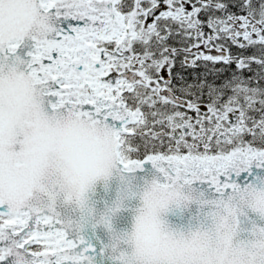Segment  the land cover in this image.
<instances>
[{"label":"snow or ice","instance_id":"6c2138e0","mask_svg":"<svg viewBox=\"0 0 264 264\" xmlns=\"http://www.w3.org/2000/svg\"><path fill=\"white\" fill-rule=\"evenodd\" d=\"M36 19L41 30L29 32ZM5 64L20 66L50 110L111 129L129 172L151 163L221 198L261 185L264 0H0ZM242 244L228 264H264V241ZM95 252L55 207L5 203L0 171V264L21 253L42 258L33 264H94Z\"/></svg>","mask_w":264,"mask_h":264},{"label":"clouds","instance_id":"9594fccd","mask_svg":"<svg viewBox=\"0 0 264 264\" xmlns=\"http://www.w3.org/2000/svg\"><path fill=\"white\" fill-rule=\"evenodd\" d=\"M31 7L37 17L43 15L39 4ZM33 30H41L38 19L28 27L29 32ZM0 79L5 92L9 84L19 82L18 93L28 101L18 120L0 129V148L20 153L11 165L6 163L3 172L5 203L12 207L19 203L55 207L61 213V209H68L72 215L65 216V223L77 233L89 226L109 230L107 252L112 257L123 252L119 264H228L243 257L245 240L238 239L245 231L241 217L248 218L252 212L264 220V184L241 190L231 198L215 199L197 193L192 184L170 182L160 175L140 187L127 175L134 172L122 167V151L111 129L50 110L19 65L5 64ZM17 163L21 166L15 167ZM113 180L119 182L115 199L98 211L93 202L97 182L103 181L108 191ZM137 198L141 203L132 209V230L117 232L113 218ZM194 204L198 206L195 224L185 229L169 223V213L182 216ZM261 229L264 226L255 223L247 229L253 243L264 241ZM40 259L23 253L14 256L16 264H33Z\"/></svg>","mask_w":264,"mask_h":264},{"label":"water","instance_id":"95a60500","mask_svg":"<svg viewBox=\"0 0 264 264\" xmlns=\"http://www.w3.org/2000/svg\"><path fill=\"white\" fill-rule=\"evenodd\" d=\"M27 103L28 101L26 97H24L22 94L18 92H5L3 98L0 99V129H2L6 123L11 125L14 121L18 120L23 115L27 107ZM16 147L18 146H14V148ZM19 154L20 153L15 150L6 153L2 148H0V171H2V178L6 163L11 165L13 158ZM20 166L21 165L19 163L15 165V167ZM127 175L134 178V183L136 185L143 187L145 181H150L160 174L151 163H145L142 169L136 170L134 173ZM256 175L259 177L257 183L264 184V176H260L259 173H256ZM118 183V180H113L111 189L105 191L104 182H97L98 194L93 198V202L96 204L98 211H103L105 204H110L115 199ZM192 188L197 193H203L208 199L217 198V194L215 193L214 189L207 183L197 181L192 184ZM140 203L141 201L138 198L130 201V208L120 212L113 218L112 226L117 232L132 230L134 223V213L132 209L139 206ZM61 211L63 212L64 216L72 215L68 209H61ZM205 211H207V209H205ZM197 212L198 206L194 204L191 210L184 213L182 216L178 217L176 213H169L167 219L169 223L173 224L174 226L184 227L186 229L189 224H195ZM178 219L179 223H177ZM241 220V227L245 229V231L241 232L238 238L241 240H247L250 238L247 229H250L253 226V223L264 226V220L260 219L255 213L252 212L248 213V218L241 217ZM82 234L86 240L96 248V252L93 253V256L95 257L94 264H118V262L108 252L101 254V250L106 248L111 240V233L109 230L103 227L93 228L89 226Z\"/></svg>","mask_w":264,"mask_h":264},{"label":"flooded vegetation","instance_id":"af4514ba","mask_svg":"<svg viewBox=\"0 0 264 264\" xmlns=\"http://www.w3.org/2000/svg\"><path fill=\"white\" fill-rule=\"evenodd\" d=\"M212 67H213V66H212L211 64H209V65L207 66V70H211ZM221 67H225V66H222V65H216V68H221ZM233 69H234V66H233V68H225L224 74H223V76H221V77H226V76H227V75H228ZM207 70H206L204 67H201V68H198V69L196 70V72L207 75ZM193 74H195V73H193Z\"/></svg>","mask_w":264,"mask_h":264},{"label":"rangeland","instance_id":"374dc122","mask_svg":"<svg viewBox=\"0 0 264 264\" xmlns=\"http://www.w3.org/2000/svg\"><path fill=\"white\" fill-rule=\"evenodd\" d=\"M190 78V77H189ZM224 77H215V79L217 80V82H219L221 79H223ZM209 79H213L212 76H209ZM191 114V113H190ZM133 158H136L135 156H133Z\"/></svg>","mask_w":264,"mask_h":264}]
</instances>
